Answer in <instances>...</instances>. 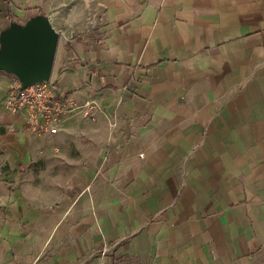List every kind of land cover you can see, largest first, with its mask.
Wrapping results in <instances>:
<instances>
[{
    "label": "crops",
    "instance_id": "1",
    "mask_svg": "<svg viewBox=\"0 0 264 264\" xmlns=\"http://www.w3.org/2000/svg\"><path fill=\"white\" fill-rule=\"evenodd\" d=\"M80 1L51 81L104 114L35 134L0 72V264H264V0Z\"/></svg>",
    "mask_w": 264,
    "mask_h": 264
},
{
    "label": "water",
    "instance_id": "2",
    "mask_svg": "<svg viewBox=\"0 0 264 264\" xmlns=\"http://www.w3.org/2000/svg\"><path fill=\"white\" fill-rule=\"evenodd\" d=\"M59 34L41 15L0 29V72L21 83V89L51 79Z\"/></svg>",
    "mask_w": 264,
    "mask_h": 264
},
{
    "label": "built area",
    "instance_id": "3",
    "mask_svg": "<svg viewBox=\"0 0 264 264\" xmlns=\"http://www.w3.org/2000/svg\"><path fill=\"white\" fill-rule=\"evenodd\" d=\"M3 106L10 113L22 115L27 128L35 134L57 133L65 115L70 112L76 111L90 121L95 120L97 113L104 114L103 109L93 102L66 104L51 79L21 89V83L13 78Z\"/></svg>",
    "mask_w": 264,
    "mask_h": 264
},
{
    "label": "rangeland",
    "instance_id": "4",
    "mask_svg": "<svg viewBox=\"0 0 264 264\" xmlns=\"http://www.w3.org/2000/svg\"><path fill=\"white\" fill-rule=\"evenodd\" d=\"M86 11L80 0H0V16H4L7 21L24 22L36 15L46 18L59 34L57 50L65 45L69 38L63 33L68 31L63 29V26L68 21L75 22V19L83 17Z\"/></svg>",
    "mask_w": 264,
    "mask_h": 264
}]
</instances>
